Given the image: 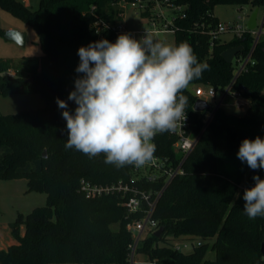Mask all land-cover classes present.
Instances as JSON below:
<instances>
[{"label":"trees","instance_id":"obj_1","mask_svg":"<svg viewBox=\"0 0 264 264\" xmlns=\"http://www.w3.org/2000/svg\"><path fill=\"white\" fill-rule=\"evenodd\" d=\"M122 1L137 0H40L35 11L18 0H0V7L35 28L42 49L40 56L24 58L20 67L0 59V95L40 94L45 101V107L38 110L0 113V179L24 178L29 191L47 195L45 206L18 215L11 224L15 243L0 249V264H129L133 237L127 226L142 215L129 214L120 194L87 199L80 181L111 185L123 180L156 191L164 186V178L157 183H132L129 165L117 167L105 163L104 154L90 157L66 148L65 109L57 104V98L66 101L67 110L74 114L77 105L68 95L83 75L76 72L78 49L102 39L116 41L118 36L105 25L122 16ZM169 2L184 8L173 19L174 46L188 44L198 62L209 67L182 92L188 98L190 131L199 139L183 165L184 175L169 183L156 205L153 217L164 227L163 234L144 233L138 257L154 264H264V215L250 219L243 200L245 189L255 184L253 176L264 179V169L252 170L237 157L244 139H264V39L258 41L251 62L231 89L248 100L247 113L238 116L220 107L206 124L207 112L194 110L197 98L192 92L200 84L218 92L229 87L237 59L246 56L254 43L248 33L229 43L216 41L210 49V32L219 23L215 6L261 8L264 0ZM145 8L141 14L147 18L150 14ZM97 20L101 24L94 26ZM234 46H242L243 51L227 63L222 53ZM176 139L171 132L157 134L154 155L169 157L177 166L181 156L173 148ZM178 241L201 245L185 253L174 250ZM209 249L215 252L213 260L207 258Z\"/></svg>","mask_w":264,"mask_h":264},{"label":"clouds","instance_id":"obj_2","mask_svg":"<svg viewBox=\"0 0 264 264\" xmlns=\"http://www.w3.org/2000/svg\"><path fill=\"white\" fill-rule=\"evenodd\" d=\"M78 56L76 72L83 75L68 95L77 105L74 114L57 98L65 109V147L90 157L104 154L105 163L117 167H142L153 159L154 137L183 126L188 98L182 92L209 67L186 43L174 46L126 33L114 43L102 39L80 47ZM237 157L252 170L264 169V139H244ZM253 180L243 194L250 219L264 215V179Z\"/></svg>","mask_w":264,"mask_h":264},{"label":"rangeland","instance_id":"obj_3","mask_svg":"<svg viewBox=\"0 0 264 264\" xmlns=\"http://www.w3.org/2000/svg\"><path fill=\"white\" fill-rule=\"evenodd\" d=\"M22 2L21 0H18ZM28 9L35 11L39 8L40 0H27L22 2ZM121 8L124 9L122 16L117 19V23L123 24L128 31H142L151 30L153 27L147 18H144L140 14V10L137 9L130 2H121ZM259 9L257 17L258 33L261 28L263 35L261 39H264V7L257 8L252 5L238 6V5H217L214 8V16L218 22L228 28V31L217 36V41L232 42L236 38L250 33L246 30L240 36L235 34L234 28L238 24L246 27L252 13ZM162 11L167 22H171L175 16V9L170 7H162L158 9L157 13ZM242 17L243 20H240ZM162 23H159L158 29L162 28ZM0 30L7 32L14 30L22 33H26V45L20 46L19 44L11 41H7L4 34H0V59L12 65V67H20L24 63V58H30L40 56L42 49L39 43V38L35 28L26 23L24 20L16 16L11 11L0 7ZM154 41L175 45V36L172 32L162 34H150ZM13 73V71H10ZM264 94V92H263ZM222 95H217V100H221ZM45 107V101L40 94H19L10 95L7 97L0 95V113L2 115H14L22 111L38 110ZM226 112L242 116L247 113L249 108V102L242 97H227L222 106ZM47 203V195L43 192H34L28 190V181L24 178L21 179H0V246L7 243L8 240L14 238L10 232L11 224L17 219L18 215H27L38 207L45 206ZM181 247H184L185 241H180ZM192 250V244L184 252H190ZM207 258L210 260L215 259V252L209 249ZM143 264H152L143 257H138Z\"/></svg>","mask_w":264,"mask_h":264},{"label":"built area","instance_id":"obj_4","mask_svg":"<svg viewBox=\"0 0 264 264\" xmlns=\"http://www.w3.org/2000/svg\"><path fill=\"white\" fill-rule=\"evenodd\" d=\"M21 1L26 2L27 0H21ZM132 4L137 9L140 10V14L141 11H146L145 7L148 8L150 15L147 17V19L149 20L150 25L153 27V29L142 30V31H128L123 24L117 22L111 25H105V28L112 29L117 36L126 33L132 36V38L134 39H140L143 36L145 35L148 36L150 34L157 35L168 32H172L174 34V30L172 28L174 18L172 19L171 22H167L162 11L160 13H157V10L158 9L161 10L162 7H170L176 10L175 13L178 12L180 14H183V10H184L183 7L173 6L169 2V0H152L150 3L142 0H137ZM95 12H96V7L94 6L92 8V15H95ZM162 19L164 20V23H162V28L158 29L157 27L159 26V23L162 21ZM239 19L243 20L242 17H239ZM100 24L101 21L97 20L94 26H99ZM229 29L232 28H228L218 23L217 26H215V28L211 30L210 49L214 47L215 42L217 41V36L225 33ZM246 30L248 29L246 27L244 28L240 24H238L237 27L234 28L235 34L237 36H240ZM255 30L251 31L254 37L253 46L246 56L237 59L235 77L229 87H227L225 90L221 92L216 91L213 87L201 85V84L196 85L192 89V92L194 96L197 98V100L198 99L206 100L212 104L213 110L208 111L206 114V118H205L206 124L211 120L216 110L222 106L224 100L227 97L239 96L243 98L240 92H233L231 89L236 78L243 71L246 70L247 65L251 62L254 48L257 45L258 41L260 40L261 36L263 35L262 28L258 33ZM9 75L13 76V73L10 72ZM218 94L222 95V98L219 101L217 100ZM185 114H186V120L184 121L183 126H178L175 132H171L177 138L173 144L174 151L179 156H181V159L177 164V166L173 165V162L169 157L161 158L157 155H154L153 159L142 167L129 165L132 171V177L130 179L132 183L136 181L138 182L144 180L149 183H157L162 178H164L165 184L160 190L154 191L152 189L151 190L142 189L136 185H131L130 183L124 182L123 180H119L118 182L113 183L111 185L93 184L85 179H82L80 181V191L84 194V196L87 199L98 198L111 194H120L125 199L124 206L127 208L129 214L142 215L140 219L132 220L127 226L128 231L131 232L133 237V242L129 246L130 249L129 264H143V262H141L138 259V254H137L138 244L144 233L148 231L156 232L160 228L159 222L153 217L156 205L160 197L162 196L165 188L169 185V183L176 176L184 175L185 171L183 169V165L187 157L195 148V145L199 139V137L193 136L190 131L191 121L188 113V105H186L185 107ZM155 138L156 136L153 139L154 144H155ZM190 244H192V249L195 247V245L196 246L201 245L200 242L185 241L184 247H181L179 242H175L174 250L184 252L185 249H188L190 247Z\"/></svg>","mask_w":264,"mask_h":264},{"label":"water","instance_id":"obj_5","mask_svg":"<svg viewBox=\"0 0 264 264\" xmlns=\"http://www.w3.org/2000/svg\"><path fill=\"white\" fill-rule=\"evenodd\" d=\"M259 9H256L252 15L249 18V21L246 25V28L249 31H253L257 28V17H258ZM4 37L7 41L15 42L19 44L20 46L26 45V33L9 30L5 32ZM243 51L242 46H234L222 53V57L227 63H233L234 59L238 54H240ZM30 81H33V78L30 79ZM243 91L244 88H241ZM194 110L198 112H208L213 110L212 104L206 100L198 99L194 104ZM47 153L44 152L43 156L46 157ZM164 232V227L161 226L154 234L157 237H160ZM262 253L264 254V244L262 245Z\"/></svg>","mask_w":264,"mask_h":264},{"label":"crops","instance_id":"obj_6","mask_svg":"<svg viewBox=\"0 0 264 264\" xmlns=\"http://www.w3.org/2000/svg\"><path fill=\"white\" fill-rule=\"evenodd\" d=\"M10 232H11V229H10ZM178 242H180V241H178ZM14 243H15V240L14 241L13 240H8L6 244L0 246V249H6V248H8L10 245H12Z\"/></svg>","mask_w":264,"mask_h":264}]
</instances>
